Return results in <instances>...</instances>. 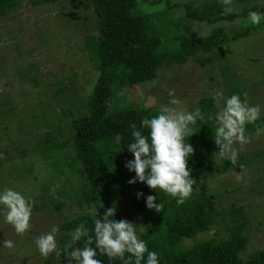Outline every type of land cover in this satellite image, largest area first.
Segmentation results:
<instances>
[{"label":"rangeland","instance_id":"rangeland-1","mask_svg":"<svg viewBox=\"0 0 264 264\" xmlns=\"http://www.w3.org/2000/svg\"><path fill=\"white\" fill-rule=\"evenodd\" d=\"M169 1L167 5L161 0L153 9H167L175 20L169 27L172 33L203 36L220 28L230 40L205 52L209 57L205 64L197 60L176 63L160 69L152 84L131 90L119 88L113 93L114 104L130 102L155 110L169 106L194 112L200 110V100L206 97L213 99L217 115L226 98L239 94L234 92L238 88L241 100L247 93L248 103L259 104L260 116L264 115V19L252 25L248 18L250 11L264 13L252 10L263 6L264 0H232L230 14H225L222 0H177L178 5ZM187 3L211 20L220 13L232 17L214 22L190 19L183 6ZM97 24L91 0H57L37 6L22 0L0 16V192L12 188L34 201L31 228L22 236L5 222L0 205V264L68 263L65 253L77 245L71 232L61 225L80 212L94 209L86 204L79 207L64 189L83 180L74 160L68 126L70 118L87 112L86 101L99 76L85 40L98 33ZM244 27H249V32L233 39ZM169 90H174L180 105L170 104L173 97ZM47 133L56 136L60 144L49 150L37 149ZM255 133H245L251 136L250 143L233 145L238 152L235 163L219 156L218 145L211 152L212 160H218L219 165L227 162L228 166L223 171L216 167L207 179L196 180L188 199L197 193L213 194L214 221L207 232L185 238L182 245L229 239L231 232L240 229L247 236L245 249L240 252L242 259L264 247V133L259 137ZM55 161H61L60 168ZM65 166L70 169L61 170ZM127 198L122 196L114 202L123 205V219L134 223L141 239L144 222L157 223L161 212L136 211ZM56 199L63 200L60 210L52 205ZM53 226L59 227L56 240L61 255L53 253L45 259L34 240ZM3 240H12L14 248L3 247Z\"/></svg>","mask_w":264,"mask_h":264},{"label":"trees","instance_id":"trees-1","mask_svg":"<svg viewBox=\"0 0 264 264\" xmlns=\"http://www.w3.org/2000/svg\"><path fill=\"white\" fill-rule=\"evenodd\" d=\"M21 1L0 0V16L15 9ZM26 1L32 6H37L57 0ZM160 1L91 0L98 19V33L95 36H87L85 40L91 63L98 70L99 76L87 98V112L70 118L68 132L71 133L74 160L79 165L77 168L83 180L78 186H68L64 190L72 194L79 207L82 204H86L88 208L93 205L97 214L93 215L92 211L88 210L80 212L64 221L61 227L72 234L75 228L84 223L89 229V235L93 236L91 246L95 247L94 220L103 219L104 212L112 207L116 211L115 216L110 219L119 220L124 217L123 205L115 203L114 200L122 196L128 197L132 209L145 212L149 209L146 206V198L153 195L157 197L156 203L163 204V210L160 211L161 216L157 223L151 225L148 221L144 222L146 228L141 233V240L146 242L149 251L158 254L159 264H264V247L254 250L245 260L240 257V252L245 249L247 243V236L243 235L240 229L231 232L229 239H205L190 246L181 244L185 238L208 231L216 211L213 194L197 193L194 198L178 205L175 198L159 189H150L144 182L128 183L135 177V172L125 167L127 161L134 159L133 154L127 150L128 145L133 142V129L130 126L135 124L137 129L147 136L149 130L141 128V121L158 115L159 110L138 104L129 105L130 102L117 106L113 101L114 91L119 88L131 90L152 84L160 69L176 63L197 60L205 64L209 60V57L204 56L205 52H209L221 42L230 40L220 28L212 29L210 34L203 36L172 33L169 27L175 20L167 9H153ZM165 2L168 5L170 1ZM174 2V5L179 4L177 0ZM147 4L150 7H145ZM183 6L186 8V16L194 20L214 22L224 17H232L220 13L211 20L208 15L194 10L191 4ZM212 7L213 5L211 10L216 11ZM255 9L264 12V5L260 8L255 6L252 10ZM247 32L249 27H244L233 35V39L242 37ZM237 89L234 92L240 94L241 90ZM200 102V112L204 114V119H197L196 123L191 125L194 134L185 138V143H190L194 148V154L188 158V167L195 180L207 179L216 167L223 171L228 166L227 162L225 165H219L218 160H212L210 157L217 146L214 139L218 127L214 101L203 97ZM257 127L264 128V115H261L255 124H247L246 133L256 132ZM57 143L60 144L56 141V136L47 133L37 149L49 150ZM55 163L59 164L60 168L61 161ZM68 169L70 167L65 166L61 170ZM138 192L143 193L139 198ZM62 201L56 199L52 205L60 210ZM85 239L82 237L76 242L77 247H83ZM129 255L126 253L125 258ZM96 258L102 260L103 264H123L119 259L110 261L106 255H101L99 250ZM146 258L147 253L142 264H146ZM72 264H75L74 260Z\"/></svg>","mask_w":264,"mask_h":264},{"label":"clouds","instance_id":"clouds-1","mask_svg":"<svg viewBox=\"0 0 264 264\" xmlns=\"http://www.w3.org/2000/svg\"><path fill=\"white\" fill-rule=\"evenodd\" d=\"M225 5V14L233 11L232 0H222ZM248 18L252 25H259L264 19V13L250 11ZM171 105H180L181 101L174 96V90H169ZM217 96L223 97L222 92ZM241 100L239 94H233L224 101V107L217 113L215 119L218 127L215 130L214 139L219 146L218 154L221 158L235 163L238 157L237 150L233 147L235 143L245 145L250 143L251 136L246 135V125L255 124L260 118L261 106L250 105L246 99ZM204 119V114L197 108L194 112L178 110L174 107L162 106L158 115L152 118H144L141 128L149 130L148 135L137 129L135 124L131 135L133 142L128 145L127 150L131 152L134 159L126 162L125 167L135 172V177L128 181L135 184L137 181L144 182L153 190H161L176 199L178 205L183 204L193 192L196 180L191 176L188 167V158L194 154V148L190 143H185L186 137H191L194 130L191 125ZM264 133V128H256V136ZM239 178V177H238ZM137 193V197L142 196ZM157 197L148 195L146 206L154 209L157 213L163 210L162 203H156ZM0 205L3 206L5 222L12 225L17 235L26 234L30 228V219L34 201L26 198L20 192L12 188H5L0 192ZM116 209L108 208L103 214V219L94 220V242L93 236L89 235L84 223H81L72 233L73 242H78L82 237L86 238L83 247L72 248L65 253L68 264H103L96 258L97 250L101 255H106L109 260L119 259L123 264H142L147 253L146 264H159V256L155 251H149L145 241L139 239L133 222L126 219H110L115 216ZM96 215L95 209L92 211ZM58 226H53L51 231L43 233L35 238L34 243L42 257L48 259L50 254L61 255L58 250L56 234ZM2 246L8 249L14 248L12 240H3ZM130 254L125 258V254Z\"/></svg>","mask_w":264,"mask_h":264}]
</instances>
